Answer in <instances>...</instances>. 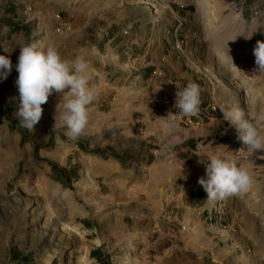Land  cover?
Returning a JSON list of instances; mask_svg holds the SVG:
<instances>
[{
  "label": "rangeland",
  "instance_id": "obj_1",
  "mask_svg": "<svg viewBox=\"0 0 264 264\" xmlns=\"http://www.w3.org/2000/svg\"><path fill=\"white\" fill-rule=\"evenodd\" d=\"M124 1L118 6L122 14L119 21L123 23V14L129 15V10L148 12L152 19L165 18L152 26L156 29L152 38L159 40H164L171 11H188V30L195 34L196 52L185 50L180 57L173 43L170 52L148 53L146 62L154 63L159 54L167 55L170 61H178V56L183 62L197 61L200 81L213 89L218 106L239 107L264 133V74L259 73L253 54L256 42L264 41V27H259L264 25V0ZM60 34L54 31L29 40L42 46L56 45ZM243 35L252 36L245 39ZM14 45V36L0 30V55L11 56ZM138 54L142 58V53ZM187 69L194 70L189 66ZM154 70L160 73H153L155 76L167 73ZM10 77L11 74L0 81V264H98L89 252L100 242L108 245L113 264H132L129 253H125L133 245L132 213L136 208L146 212L150 191L162 178L163 164L153 166L149 172L144 170L146 174L126 175L124 166L113 167L93 151L106 143H128L130 133L121 131L130 128L128 124H116L104 131V119L90 115L80 138L69 140L57 105L50 106L48 102L42 105V118L32 132L20 127L15 116L18 91ZM133 86L134 107H142L143 85L136 82ZM150 95L145 96V106L147 98L152 107L156 104L160 108L155 95ZM226 122L231 138L238 139L236 127ZM135 127L139 129L140 123L136 122ZM156 130L144 129L147 134ZM149 147L157 150L158 159L168 158L160 141L152 140ZM243 166L253 177V184L243 196L232 197L229 206L241 212L246 221H255L259 243L249 242L247 248L251 255L258 252L264 262V151L258 150L245 159ZM38 210L42 211L41 220L35 218Z\"/></svg>",
  "mask_w": 264,
  "mask_h": 264
},
{
  "label": "crops",
  "instance_id": "obj_2",
  "mask_svg": "<svg viewBox=\"0 0 264 264\" xmlns=\"http://www.w3.org/2000/svg\"><path fill=\"white\" fill-rule=\"evenodd\" d=\"M121 2L0 0V30L15 39V47L9 56L13 65L11 83L18 91L15 85L18 45L52 34L54 27L61 24L56 44L59 52L66 54L61 56L66 60L83 56L89 63L90 86L96 89L90 115L104 119V131L113 129L116 124L130 126L121 130L130 133L128 143H106L93 153L113 167L124 166L128 176L132 172L134 176L146 174L153 166L163 164L162 178L150 191L146 212L136 208L132 213L133 245L132 249L125 250L129 253L128 260L132 264H264L258 252L251 255L247 248L249 242L259 243L256 223L246 221L241 212L230 208L232 198L221 202L223 213L219 221L208 220L214 204L207 201V193L198 180L201 177L207 179L206 167L212 157L227 155V151L231 156L233 154L228 143L231 139L229 127L214 101L213 89L200 81L197 61L188 63L180 58L185 50L196 52L195 34L188 30L191 28L186 19L188 11L172 10L164 40H159L152 38L156 32L152 26L165 18L152 19L148 12L131 13L129 10V15L123 14L122 20L126 19L123 23L119 21L122 14L118 12ZM124 2L133 4V1ZM55 13L60 14L61 22L54 19ZM173 43L179 48L178 61H170L167 55L159 54L154 63L146 62L148 53L170 52ZM138 53H142V58ZM188 66L194 70H188ZM154 69L167 73L155 76ZM136 82L143 85V105L138 108L134 107L133 85ZM189 82L200 85L201 105L215 103L217 109L208 117L190 116L191 123L187 124L183 120L185 116L175 108V102L177 91ZM150 94L155 95L160 108L156 104L152 107L147 98L148 105L145 106V96ZM60 100L61 95L53 93L48 103L55 106ZM170 112L180 117L175 121L177 127L172 129L166 127ZM136 122L140 123L137 130ZM145 127L157 130L147 134ZM152 140L164 145L169 159H158L157 150L149 147ZM120 147L127 150L115 149ZM96 246L90 252L106 255L113 264L108 245L100 242ZM90 252L89 256L97 261Z\"/></svg>",
  "mask_w": 264,
  "mask_h": 264
},
{
  "label": "clouds",
  "instance_id": "obj_3",
  "mask_svg": "<svg viewBox=\"0 0 264 264\" xmlns=\"http://www.w3.org/2000/svg\"><path fill=\"white\" fill-rule=\"evenodd\" d=\"M251 36L244 37L250 39ZM18 46L15 85L19 102L15 116L19 119V126L32 132L42 118V105L53 93H59L61 100L57 113L65 134L69 140L79 139L88 126L90 106L96 100V89L90 86L89 63L83 56L74 60L63 59L55 44L42 46L37 41L26 40ZM253 54L259 73L264 74V41L256 42ZM12 67L10 58L0 55V81L7 79ZM201 104V87L196 82L187 83L176 93L175 108L182 116H196L201 111ZM219 108L224 119L236 127L238 139L244 147L236 152V158L231 155L212 157L206 167L207 179L201 177L198 180L207 193V201L212 204L243 196L250 190L253 177L243 166V161L253 157L258 150L264 151V133L242 109L225 108L223 105ZM167 117L166 127H177L176 117L171 112Z\"/></svg>",
  "mask_w": 264,
  "mask_h": 264
},
{
  "label": "built area",
  "instance_id": "obj_4",
  "mask_svg": "<svg viewBox=\"0 0 264 264\" xmlns=\"http://www.w3.org/2000/svg\"><path fill=\"white\" fill-rule=\"evenodd\" d=\"M54 19L58 22H61L60 20V14L59 13H55L54 14ZM61 24L59 25H56L54 27V31L55 32H60V29H61ZM154 74H160V73H157L156 71H153ZM217 109V104L215 103H211V104H207V105H201V111L197 114L201 117H208L211 113V111H214ZM175 117H176V121L180 118L178 116V114H173ZM183 120L185 123L189 124L191 123V119L189 117H183ZM229 143V147L231 149V152L233 154V157L236 158L238 154H236V152L244 147L242 141H240L239 139L235 138V139H230V141L228 142ZM222 213H223V207H222V204L221 202H216L213 207L211 208V211L209 213V217H208V220L209 222H213V221H219L221 219V216H222Z\"/></svg>",
  "mask_w": 264,
  "mask_h": 264
},
{
  "label": "trees",
  "instance_id": "obj_5",
  "mask_svg": "<svg viewBox=\"0 0 264 264\" xmlns=\"http://www.w3.org/2000/svg\"><path fill=\"white\" fill-rule=\"evenodd\" d=\"M5 111H6V118H7L8 115H9L8 114V112H9L8 107L5 108ZM90 255L92 257H94L99 264H111L109 259L106 257V255H102V254H100L99 252H96V251L90 252Z\"/></svg>",
  "mask_w": 264,
  "mask_h": 264
},
{
  "label": "bare ground",
  "instance_id": "obj_6",
  "mask_svg": "<svg viewBox=\"0 0 264 264\" xmlns=\"http://www.w3.org/2000/svg\"><path fill=\"white\" fill-rule=\"evenodd\" d=\"M210 6H211V5H210ZM210 26H211V25H210ZM212 27H213V26H212ZM213 53H216V50H214ZM228 71L231 72V71H233V70H232V69H228ZM257 159H259V157H257ZM35 207H37V206H35ZM37 208H38V207H37ZM35 214H36V213H35ZM35 218H36L37 220H39L40 218L42 219V211H39V210H38ZM36 219H35V220H36ZM41 219H40V220H41ZM48 261H49V260H48ZM47 264H51V262H49V263H47Z\"/></svg>",
  "mask_w": 264,
  "mask_h": 264
}]
</instances>
